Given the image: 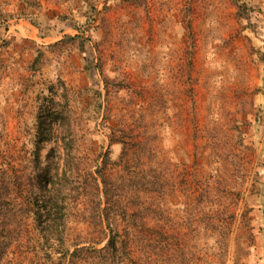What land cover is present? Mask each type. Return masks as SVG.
I'll return each mask as SVG.
<instances>
[{"label":"rangeland","instance_id":"rangeland-1","mask_svg":"<svg viewBox=\"0 0 264 264\" xmlns=\"http://www.w3.org/2000/svg\"><path fill=\"white\" fill-rule=\"evenodd\" d=\"M105 209L165 264H264V0H0V264Z\"/></svg>","mask_w":264,"mask_h":264},{"label":"trees","instance_id":"trees-1","mask_svg":"<svg viewBox=\"0 0 264 264\" xmlns=\"http://www.w3.org/2000/svg\"><path fill=\"white\" fill-rule=\"evenodd\" d=\"M41 119L42 116L40 115L38 118L39 124H41ZM38 133L37 141L39 143L47 141V138L41 135L40 127ZM115 189H117V187H115ZM45 192L48 193V195H46L48 198L50 190H45ZM109 196L113 197L114 192L110 191L109 193H106V201H108ZM105 210L108 212L104 214ZM105 210H101L103 214H101L100 217L101 227L99 234L103 236H100L99 238L87 236L82 238L81 241L73 243L72 246L59 248L58 246H61L63 243L61 237H63V235L65 236V226L63 222H61L59 230L60 235L57 237H49L47 239L48 253H59L60 256H62V259L65 260V264H165L169 263L168 260L170 263H172V260H175L173 254L171 257L163 254L165 240L162 237V229L160 226H156L155 228L156 238H152V235L143 238L147 244H152L156 251H153L152 246L148 245L142 247V252L136 251L129 246L131 243V239L128 237L129 232L127 231L129 226L127 225L126 227H123L119 223L114 213L115 209ZM49 219V213H45L44 218L41 215L35 214L34 221L36 222L37 229L40 233L52 234L53 231L57 230L55 224L51 222V220L49 221ZM140 226L143 230L146 229L144 223H140ZM148 231L149 228H147L145 233ZM100 244H102V246H99ZM118 244H120L121 250L123 251L122 256L124 257V260L121 259L116 261V255H120L121 253ZM58 249H60V251ZM183 262V258L181 257L179 261H176V264H183Z\"/></svg>","mask_w":264,"mask_h":264}]
</instances>
